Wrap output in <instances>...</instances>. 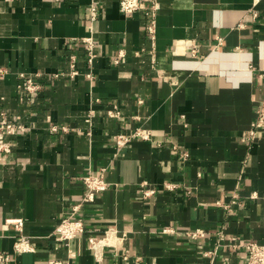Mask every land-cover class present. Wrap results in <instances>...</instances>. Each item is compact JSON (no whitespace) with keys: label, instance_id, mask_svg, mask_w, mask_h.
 Returning a JSON list of instances; mask_svg holds the SVG:
<instances>
[{"label":"crops","instance_id":"crops-1","mask_svg":"<svg viewBox=\"0 0 264 264\" xmlns=\"http://www.w3.org/2000/svg\"><path fill=\"white\" fill-rule=\"evenodd\" d=\"M159 3L152 39L149 16L124 15L119 0H0V111L16 126L0 125L7 264H246L242 243H264V127L243 137L264 97V0ZM21 73H39L42 87L24 91ZM135 127L151 138L118 149L115 135ZM102 168L108 185L75 213L85 229L65 245L54 228L82 200L81 176ZM195 228L205 234L189 238ZM108 229L126 236L96 259L88 237ZM20 235L32 250H14Z\"/></svg>","mask_w":264,"mask_h":264},{"label":"built area","instance_id":"built-area-1","mask_svg":"<svg viewBox=\"0 0 264 264\" xmlns=\"http://www.w3.org/2000/svg\"><path fill=\"white\" fill-rule=\"evenodd\" d=\"M160 8L159 0H119V9L126 15L130 16L135 12L144 11L149 16V22L146 25L147 31L150 34L152 39H155L156 33V17L157 11ZM89 30L90 34L81 38V43L83 49L86 53V62L89 67H92L93 59L95 57V43L96 38L94 36L93 22L98 18L99 11L95 3L89 5ZM189 45L192 43L189 42ZM192 46V45H191ZM196 48L193 46L191 48V53L195 54ZM122 51L119 52L118 57L122 55ZM115 62H118V58L115 59ZM3 70L0 69V72ZM77 73L76 68V55L70 56V71L69 75L73 76ZM65 73H54L55 77L64 75ZM39 73H35L34 76L26 75V73H21L22 83L19 84V87L29 94H34L41 87L42 84L38 80ZM90 79L93 78L91 69L86 73ZM259 77L264 80V71L259 73ZM108 114L111 116H117L118 113L115 111H108ZM88 114L86 120L90 123L92 122L91 117ZM0 125L6 132H12L16 126L11 119H8L5 111H0ZM17 127L23 129L22 125L17 124ZM264 127V97H262L256 104L255 117L251 122L250 128L244 133L243 137L246 139L254 140L257 137L258 131L260 128ZM53 130H57L56 126L52 127ZM62 130H66L65 126L61 127ZM141 138L148 140L151 138V130L145 127H135L129 132L120 131L115 137V146L120 149L127 145L132 139ZM8 150V148H6ZM81 181L86 189L85 194L82 200L79 203H76L72 207V212L69 216L61 218L57 225L54 228V234L57 235L65 245H69L70 241L78 234L84 231L85 225L84 221L80 217H75V213L81 208L83 203L93 201L96 194L104 189H106L108 182L105 178V168H102L98 174L94 173H85L81 176ZM155 192L153 187L146 188L142 191L143 197H148ZM256 193L252 194V197H256ZM236 200L232 199L230 203L223 204L224 206L230 208L231 204L235 203ZM14 222L17 229H21L22 219L15 218L10 219ZM174 228L171 226H165L162 228V232L173 231ZM115 232L111 229L105 231L103 237L89 236L88 244L90 249H92L93 255L96 259H99L101 256L102 249L106 246H110L113 241L112 237L122 241L125 238V233L121 237L114 236ZM186 234L189 238H198L202 237L205 234V231L201 228L190 229L186 231ZM246 251V264H264V243H258L256 241H245L242 243ZM14 250L16 252L32 250L30 247V242L27 237L20 235L18 240L14 244ZM11 260L10 254L7 252L0 251V264H7ZM50 264H59V261H50Z\"/></svg>","mask_w":264,"mask_h":264}]
</instances>
